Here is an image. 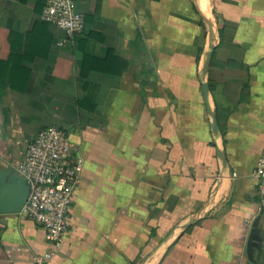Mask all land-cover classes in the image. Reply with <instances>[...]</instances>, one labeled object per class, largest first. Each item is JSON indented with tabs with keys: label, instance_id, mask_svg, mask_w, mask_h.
Returning <instances> with one entry per match:
<instances>
[{
	"label": "crops",
	"instance_id": "0c3cea01",
	"mask_svg": "<svg viewBox=\"0 0 264 264\" xmlns=\"http://www.w3.org/2000/svg\"><path fill=\"white\" fill-rule=\"evenodd\" d=\"M46 1L0 0V165L51 124L83 158L46 264H264V0H75L72 38ZM52 248L0 213V264Z\"/></svg>",
	"mask_w": 264,
	"mask_h": 264
},
{
	"label": "built area",
	"instance_id": "2783aa9c",
	"mask_svg": "<svg viewBox=\"0 0 264 264\" xmlns=\"http://www.w3.org/2000/svg\"><path fill=\"white\" fill-rule=\"evenodd\" d=\"M40 18L65 31L68 38L83 32L86 24L84 14L75 7V0H47ZM66 41L67 38L60 44ZM16 167L30 184V194L20 214L41 225L53 245L51 250L33 256L35 264H46L71 225L69 209L83 169V158L74 153L69 131L51 124L29 143ZM254 178L260 205L264 207V151Z\"/></svg>",
	"mask_w": 264,
	"mask_h": 264
},
{
	"label": "water",
	"instance_id": "95a60500",
	"mask_svg": "<svg viewBox=\"0 0 264 264\" xmlns=\"http://www.w3.org/2000/svg\"><path fill=\"white\" fill-rule=\"evenodd\" d=\"M215 46V45H213ZM213 47L209 54L210 61ZM208 90V87H206ZM213 129L217 132L218 123L213 114ZM30 194V184L15 164L4 167L0 165V213H20Z\"/></svg>",
	"mask_w": 264,
	"mask_h": 264
}]
</instances>
